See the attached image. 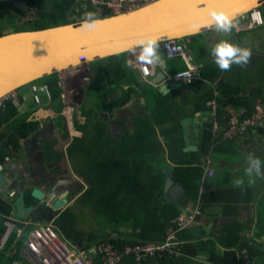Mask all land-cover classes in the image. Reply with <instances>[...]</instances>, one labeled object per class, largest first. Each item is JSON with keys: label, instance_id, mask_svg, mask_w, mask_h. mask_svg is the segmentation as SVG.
<instances>
[{"label": "trees", "instance_id": "trees-1", "mask_svg": "<svg viewBox=\"0 0 264 264\" xmlns=\"http://www.w3.org/2000/svg\"><path fill=\"white\" fill-rule=\"evenodd\" d=\"M37 3V18L31 21L33 26L31 30H44L82 21V19L70 18L75 5L73 0H38ZM3 8L4 6L0 4V11ZM259 11L264 17L262 7ZM109 16L113 15L104 10L98 18ZM8 17L13 23L15 16L9 13ZM4 34L2 24H0V36ZM204 34L206 32L181 40L187 44L195 61L204 64L200 72L201 77L190 86L194 89L196 112L209 110L211 107L208 103L214 99L218 103L216 121L220 129L217 134L214 133L215 120L213 117H209L203 123L198 152L184 151L179 107L174 103L171 95L153 91L152 86H146L139 80L137 75L130 70L129 52L100 59L90 64V69L95 70L97 67L102 74L89 88L88 103L87 106L84 105L87 108L86 111L81 109L82 105L80 106V116L83 121L80 122L75 118L69 125L73 131L83 133L84 137L74 139L68 149V154L71 157L78 155L87 161L81 171L92 186L80 196L78 201L82 205L81 209L87 208L95 218L97 217L101 232L83 231L77 223L78 213L68 208L54 222H44L51 223L58 235L86 251L101 242L112 243L120 249L127 245L141 243H163L167 232L176 227L177 218L183 214L182 208H190L198 200L201 202L202 213L206 212L209 206L220 204L224 206L223 213L226 217L240 216L237 209L240 203L239 195L246 196V206L248 205L249 198L252 197V188H239L233 184H227L221 172H217L215 178L219 181V185L212 191L201 193L204 175L203 160L211 149L210 144L221 140L220 133L225 127L237 118L241 121L249 118L254 113L256 104L264 103V76L259 75L257 81L253 84L250 82L246 89L227 82L222 85L216 84L215 79L219 78L221 70L214 63L211 48L198 43ZM180 60L182 59L167 60L172 74L187 69L183 60V66L176 67ZM261 72L264 74V68ZM100 78L106 81L109 89L98 81ZM60 82L59 74H53L32 85L39 83L49 86L52 101L54 104H60L61 116L59 118H62L61 94L63 89ZM133 85L144 89L143 96L151 101L152 121L150 123L140 122L133 134H126L119 143L112 147L105 137L104 121L99 118V114L102 112L111 114L114 110L126 106L133 95L142 97ZM124 86L129 87L124 90ZM206 87L209 90H206ZM147 91L150 93L145 96ZM215 93L218 94L215 95ZM90 96L97 98L93 106L88 107ZM21 103L23 102L9 101L0 110V129L6 132L4 144L0 148L1 165L5 164L6 159L12 153L21 150L23 140L38 130V123L29 121L31 113L37 114L46 107L37 109L34 105L28 113L21 114L19 111ZM50 106L58 111L53 103ZM241 109L244 111H240ZM165 125L168 127L161 129ZM90 126H94L95 133L88 138L85 137V133ZM259 130L264 133L262 128ZM234 142L221 144L217 148H220L221 152L231 153L235 148L237 149L236 146L233 147ZM166 167L168 170H165ZM170 170L175 175L176 182L185 188V197L181 207L175 203L163 204L158 198ZM235 202L236 207H234ZM232 210L235 211L231 212ZM10 217L11 206L3 207L0 212V236L5 231L4 222ZM240 221L241 219H238L236 222L216 227L217 229L215 231L213 229L211 234L200 237H196L190 230H185L178 235V240L184 243L181 247L183 254L181 258H149L142 264H190L202 254L207 257L209 264H242L245 261L244 249L247 251L246 264H252L255 260L264 262V205L260 208V215L255 226L253 220L246 219V225ZM15 224L16 228L10 241L0 251V264H12L13 259L10 256L14 250L17 251L16 258H18L23 246L19 235L21 233L23 236V230L31 229V226L23 223ZM123 264H136V262L133 257H126Z\"/></svg>", "mask_w": 264, "mask_h": 264}, {"label": "water", "instance_id": "water-1", "mask_svg": "<svg viewBox=\"0 0 264 264\" xmlns=\"http://www.w3.org/2000/svg\"><path fill=\"white\" fill-rule=\"evenodd\" d=\"M18 1L16 0L20 4ZM0 3L3 1L0 0ZM21 3L22 8L31 10L25 1ZM261 7H264V0H159L132 12L105 18L96 17L102 23L94 32L82 31L80 27L82 21H79L44 30H25L4 34L0 36V98L31 86L44 77L67 73L79 66L87 68L89 64L100 59L138 50L135 44L138 39L151 37L157 39L158 44H162L166 40H183L214 30L207 27L196 30V26L203 25L212 19V13H222L234 22L241 18L248 20L251 11H258ZM76 10L82 11L81 15L75 14ZM89 11L97 14V9L87 2L75 3L70 18L84 17V14ZM165 63L166 60H162L163 68ZM162 83L169 91L181 89L184 92L186 90L181 82L167 81V74L160 71L154 75L152 84L159 86ZM160 90L163 93L166 92L164 88ZM194 122L195 119L192 117H187L181 122L185 152L198 150L200 139L198 130L192 126ZM6 171L7 169L0 164V191L10 185L13 179L6 174ZM212 183L216 187L219 185V181L206 183L205 192L213 187ZM22 188L3 197L6 201L13 199L12 215L22 221L39 220L38 205H41V209L47 207L46 193L40 189L38 183ZM171 194H174L172 198L168 196ZM50 195L55 199L50 214L56 211L59 214L60 209L66 206V200L62 201L66 193L65 196L57 198L55 191L52 190ZM162 197L165 199L163 204L175 203L181 207L185 188L176 183L175 177L168 175L163 190L158 194L159 199ZM28 199H31L34 204L27 206ZM182 210L188 214V210L184 208ZM236 220V218H217L210 225H195L190 228V231L196 237L205 236L210 234L213 226L217 224L224 226Z\"/></svg>", "mask_w": 264, "mask_h": 264}, {"label": "crops", "instance_id": "crops-1", "mask_svg": "<svg viewBox=\"0 0 264 264\" xmlns=\"http://www.w3.org/2000/svg\"><path fill=\"white\" fill-rule=\"evenodd\" d=\"M1 5L4 4L0 3ZM4 6V5H3ZM264 10V7H263ZM11 15H13L11 12H9ZM82 11L80 10H76L75 14L77 15H81ZM22 19L19 20V22H21ZM22 24V23H21ZM235 30V34H240L242 33L240 36H237L236 39L239 43V46L242 48H246L245 43H243V38L244 36H246V44L248 46V49L251 50V59L249 61V63L243 67L238 66V65H233L231 67V70L229 71H221V75L219 76V78L215 79V83L222 85L224 82H227L228 84H232V85H236V86H240L242 89H246V70H254L256 69L257 65L260 64L261 62H257L256 59H260V58H264V25L257 27L255 29H248L247 28V20H245L244 18L238 19L236 21H234V27L232 29V31L230 33H218L215 30L212 31H208L206 32V34H204L203 36L200 37V41H203L206 46L210 47L211 50L214 47V45L216 43H218L220 41V39L224 38L226 35L233 33V31ZM254 31H260L263 32L262 33V37L261 38H257L256 34ZM14 31L11 32H7V33H12ZM5 32V34H7ZM229 42L232 43V40L228 39ZM159 51H160V55L162 57V60H166L165 63V69L161 66V63L159 65L156 66H148V69L151 70L152 75L145 79L143 77V73L141 72V68L144 67L145 65L141 64L138 60H137V56L139 55V49L135 50V51H131L128 53V63H129V67L130 70L135 73L137 75V77L139 78V80L146 84V86H152L154 89H152L153 91H158L160 93H162L163 95L168 94L172 96V99L174 100V103L179 107L180 109V122H182V120H184L187 117H192L193 119H195V122L192 124V126L194 127L195 130H198L199 133V139H200V133H201V128L203 123L210 118L213 117V113L212 110L213 108L217 109L218 107V103L217 101L214 99L211 102L208 103V105L211 107L209 110H203L204 112H196V105L194 102L195 99V94H194V89H191V87H185V91L182 92L181 89H177V90H171L169 91L168 88L164 87L165 84L162 83L159 86H154L152 84L153 82V77L156 73L163 71L165 72L167 75L168 74H172V72L170 71L169 67H168V61L169 59H167L165 57L164 51L162 50V47H159ZM182 60H180L178 62V65L176 66L177 68H180L182 65ZM258 63V64H257ZM88 68V69H87ZM86 67H84L85 72H84V76L82 77V83L85 84V86L87 85L88 88H90L91 85H93L97 80V73H96V69L92 71V69H90V64ZM76 71H78V69L72 70L70 72L67 73H63L60 74V78L63 81H66L65 78L68 77L69 75L74 74ZM68 79V78H67ZM96 80V81H95ZM101 84L106 88L109 89L110 87L107 85V83H102ZM253 84V82L251 83ZM82 85V84H81ZM84 86V85H82ZM82 86H78L77 90H81ZM129 86H124L123 89L127 90ZM133 87L138 91V93L143 96L144 89H140L137 86L133 85ZM30 88V87H29ZM164 88V90H166L165 93H163L160 89ZM84 90V89H83ZM206 90H209L208 87H206ZM31 91V90H30ZM120 92H118L119 94ZM150 93V91H147V93L145 94V96ZM31 96L30 98H28L25 94L24 97L26 98V102L21 103V106L19 108V111L21 114H26L29 112V110L37 107V109L39 108H44L45 109L42 112H37V114L35 113H31V118L29 119V121H36L38 123V130L36 132H34L30 137H28L27 139L23 140L21 143V150L17 153H12L8 159H6L5 164L3 165L7 171L6 174L8 176H11L13 178H17L16 173H21L23 175H25L27 177V179H29L30 175L32 177V175H34L32 172H30V170L28 169V166L31 162H34L35 160H40V157H42V154L39 151V149L36 147V144H39L40 140L38 139V136L36 134H38L40 131H46L47 129H49V133L50 134H54V137H51L53 139V144H56V146L58 147V149L63 148L64 152H67L70 144L72 143V139L70 141L65 140V137L67 135V133L70 132V134H72L73 137L75 138H82L84 137V134L79 133L77 131H73L70 126L68 125L67 127L64 128V126H62L60 124V119L59 117L61 116V112L60 110V104H57L51 100H48L47 97L44 94H40V105H37L36 103L33 102L32 98V92L30 93ZM183 94V95H181ZM218 93H215V95H217ZM72 101L76 102V98L75 97H71L69 96ZM138 95H133L131 98V101L129 102V104H127L124 107H121L119 109H116L113 111L112 114H108V113H104V122H103V127L105 129V137L108 140L109 143L112 144H117L119 143L122 138L124 136H126V134H133L135 132L136 127L138 126V124L142 121H148L149 123L152 121V103L149 100V98L144 97L142 98ZM97 98V97H95ZM113 98V96L111 97V99ZM42 103H44V106H42ZM51 103H53V105L55 107L58 108V111L56 108H52L50 105ZM77 106H81V102H76ZM230 109V108H229ZM240 111H244V109H241ZM102 116V114H101ZM239 119V118H237ZM63 124V123H62ZM182 125V124H181ZM231 125V123L227 126L226 130L228 129V127ZM168 126H162L161 129H165ZM170 127V126H169ZM181 128L183 129V126H181ZM225 129V128H224ZM264 130V128H262ZM38 132V133H37ZM66 132V134H65ZM218 132V131H217ZM217 132L215 134H217ZM223 133V131H222ZM222 133H220V137L222 136ZM87 134V132L85 133ZM91 134V133H89ZM6 137V132L3 129H0V148H2L3 144H4V139ZM239 138L236 139V141L233 144V147H237L238 149V153L237 155L241 156V159H246L248 157L249 154H259L260 152H258L257 150L260 149V151L264 152V133H262L260 130H255V131H251L248 132L246 134L240 135L238 136ZM183 139H184V131H183ZM184 147H185V141H184ZM198 150L197 151H193V152H198L200 150V143L197 146ZM51 154H54L56 156L55 150H51L48 151ZM188 153H192V152H188ZM260 155V154H259ZM262 155H264V153H262ZM256 156V155H255ZM258 157V156H256ZM227 161H230V159H226ZM224 162L223 163V167L225 169H229L228 174H234L239 176V172L238 169L233 170L229 164H236L233 160V162ZM29 171V172H28ZM172 173L170 172V175ZM236 176V177H237ZM35 181L34 182H38V180L35 179V177H32ZM258 178V177H256ZM255 178V179H256ZM19 180H21L22 178H17ZM213 180H211V182L213 181H217L215 178H212ZM24 180V179H23ZM40 183V182H38ZM208 183V182H207ZM248 183V182H247ZM209 184V183H208ZM213 187L209 190L212 191L216 186L214 183ZM42 188H44V184L40 183L39 184ZM205 185H202V187H204ZM247 187H251L252 188V197H250V201L248 203V205L246 206V196L244 195H239V201L240 203L237 206V209L239 210L240 216L235 217L238 221V219H241V223H243L244 225H246V219L247 220H253V224L255 226V224L258 221V216L260 215V208H259V204L262 203L263 201V205H264V176L263 179L259 180V186L255 187L253 185L251 186H247ZM244 188H246V185H244ZM166 204V203H165ZM168 204V203H167ZM216 206H214L215 208L213 209V211L211 212L208 209V215H205V213H207V209L206 212L202 213V217L199 219L198 218V223L197 225H210L213 223L214 219L216 218H228L226 216H224L223 213V207L220 204H215ZM196 205H194V207H190L187 208L186 210L191 211L193 210V208L195 209ZM233 207V206H232ZM234 207H236V202L234 203ZM236 210V209H235ZM235 210H232L231 212H234ZM183 211V210H182ZM184 213V212H183ZM229 218H233V217H229ZM235 221V222H236ZM44 223V222H43ZM253 227V226H252ZM214 229V227L211 228V232ZM190 230V229H188ZM215 231V229H214ZM253 231H254V227H253ZM209 235V234H208ZM194 242H198L197 240H194ZM192 243V242H191ZM193 262V261H192ZM259 264V263H258ZM264 264V263H263Z\"/></svg>", "mask_w": 264, "mask_h": 264}, {"label": "built area", "instance_id": "built-area-1", "mask_svg": "<svg viewBox=\"0 0 264 264\" xmlns=\"http://www.w3.org/2000/svg\"><path fill=\"white\" fill-rule=\"evenodd\" d=\"M74 3L87 2L101 11L107 10L113 16L128 13L137 10L146 5L155 3L159 0H73ZM264 25V17L261 11H251L247 20V28L255 29ZM167 59H182L187 69L181 72L167 75V81H178L183 85H191L196 79L200 78V72L204 68L203 63H197L188 46L180 40H166L162 44ZM143 77L149 78L152 74L147 66L141 68ZM179 74H182L180 76ZM63 88L61 94L62 115L71 114V100L66 90L65 81L60 82ZM30 90L33 95V102L40 105V94H44L48 100H52V94L47 84L31 85ZM9 101L25 102L26 98L19 91L9 93L0 98V110H2ZM214 122V132L220 129L219 123L216 121V109L212 110ZM65 117V116H64ZM264 127V103L258 102L255 106L254 113L241 121L235 119L231 122L228 129L224 130L222 137L235 138L238 134L247 132L249 129L258 130ZM205 174L202 177V183L207 178L215 177L216 171L211 164L210 157L207 155L204 159ZM202 216L200 204L197 203L195 209L189 211L188 214L183 213L177 218L176 227L171 228L167 232V237L163 243H141L135 245H127L123 249L115 247L112 243L101 242L94 245L90 250H83L79 245L73 244L64 237L58 235L54 226L50 223L41 221L25 224L31 226L29 236L22 246V254L30 264H123L126 257H133L136 264H142L149 258L164 257H182L181 247L184 244L178 240V235L197 225L198 218ZM5 231L0 236V251H2L8 242L12 233L15 231L16 224L10 217L4 222ZM17 251L11 254L12 264H23L17 258Z\"/></svg>", "mask_w": 264, "mask_h": 264}, {"label": "flooded vegetation", "instance_id": "flooded-vegetation-1", "mask_svg": "<svg viewBox=\"0 0 264 264\" xmlns=\"http://www.w3.org/2000/svg\"><path fill=\"white\" fill-rule=\"evenodd\" d=\"M2 1L4 2V4H3L4 8L2 10V13H3L4 17L7 16L8 23H10V20L8 17L9 12H11L15 16V19L13 20L14 23H17V21H19L20 19H22V20L24 19L22 24H25V23L31 24V21H33L35 18H37V11H38V3L37 2H38V0H19L18 1L20 4H22L21 3L22 1H25L28 4V6L30 7V9H31L30 11L26 10L25 8H22V5L18 4L16 2V0H10V1L9 0H2ZM15 5H17V6L15 7ZM0 14H1V11H0ZM20 14L22 15L21 17L19 16ZM73 18L83 19V17H76V16H74ZM31 27H33L32 24H31ZM22 31H25V30H22ZM78 112H79V114H81V111L79 109H78ZM101 114H102V116H101ZM101 114H99V118L102 121H104V117H105L104 112H102ZM59 119H60V124L63 126L65 125L64 128L68 126V121L64 116L62 118H59ZM48 130L49 129H47L46 131H43V132L42 131H40L39 133L37 132L38 134H36V135L38 136V139L40 140V142H39V144H36V147L39 149V151H42V152H40L42 154V157H40V160L34 159V162H31L28 166V169H27V170H30V172H32L34 174V175H32V177H35V179L38 180V182L43 183L45 185L44 188H42L39 185L40 183L34 182L35 180L30 175H28L29 179H27V177L25 175H23L21 173H16V174H18V175H16V177L22 178V179L19 180L17 178H13L10 182V185H8L2 191H0V212H1V209L3 207L11 206V218L14 220L15 223H23V224H29L30 223L31 224V223L37 222V221L54 222L58 216H60L68 208L71 209L74 204L77 206L76 207L77 210L80 211V209L82 208V205L79 203L78 200H79L80 196L86 190H88L89 187L92 186L91 182H89L84 177L81 169H78L79 167L76 166L75 159H73V157H71L68 154V150H67V152H64L63 148L58 149L56 144H53V139L51 137H54L55 135L50 134ZM86 132H87V134H85V137L87 136L88 138H91L90 136H92L95 133L94 126L88 127ZM89 133H91V134H89ZM65 134H66V132H65ZM71 139H72V142H74L75 137H73L72 134H70V132H69V133H67L65 140L70 141ZM51 150H55L56 156L54 154H51L48 152ZM257 151L260 152L259 153L260 155L259 154H255V155L258 157H262V159H264V155H262V153H264V152L260 151V149ZM65 158H66V160H65ZM55 160H57L58 162ZM241 160H243V159H241ZM245 161H247V158L245 159ZM85 162H87V161H85ZM203 167H204V174H205L204 160H203ZM166 168H168V167H166ZM166 168H165V170H166ZM214 170L216 171V174H215V177H213V178H216L217 170H216L215 166H214ZM262 171H264V170H262ZM170 172L172 173V171L170 170L168 172V175L170 177H175V175H173V173L170 175ZM230 176L232 177V178H230L232 182L234 180H236L237 178H241L240 175L237 176V175L231 174V172H230ZM263 176L264 175H261L260 177L256 178L255 183H253V186H255V187L259 186V180L263 179ZM165 180H166V178H165ZM175 181H176V177H175ZM34 183H38V186L40 187V189H42L46 193V201L44 199L43 200L47 203V207H43V209H41L40 208L41 205L40 204L38 205L39 213L37 216L39 217V220H31V219H28L25 221L19 220L12 215L11 203H12L13 199L6 201V199H4L3 197L5 194H12L11 192H14V191L17 192L18 188H20V190L23 189L22 188L23 186L25 188H26V186H33ZM206 183H207V179L205 180V183H202V185H205ZM164 184H165V182H164ZM163 188H164V186H163ZM52 190L55 191L57 198H61L62 196H65V193H66V196L62 201L66 200L67 203H66L65 207L60 209L59 214H57V211L50 214L52 205L55 202V199L52 198V196L50 195ZM203 192H205L204 187L201 186V193H203ZM168 196H170V198H172L174 196V194H171ZM28 200H29V202H28L27 206L34 204V203H32L31 199H28ZM160 200L162 202H164L165 199L162 197ZM198 202L201 206L200 200H198ZM84 209H86V208H84ZM200 210H201V208H200ZM52 216H53V219H52ZM233 218H235V217H233ZM220 219H229V217L228 218H220ZM213 227H214V229H217L216 227H222V226L217 224L216 226H213ZM212 236H215V235H212ZM246 253H247V251H246V249H244L245 261H243L242 264H246V257H247ZM200 256L205 258V260L207 262V259H206L207 257L204 254H202ZM200 256H198V257H200ZM258 263L263 264L264 262L259 261V260H255L252 264H258Z\"/></svg>", "mask_w": 264, "mask_h": 264}, {"label": "rangeland", "instance_id": "rangeland-1", "mask_svg": "<svg viewBox=\"0 0 264 264\" xmlns=\"http://www.w3.org/2000/svg\"><path fill=\"white\" fill-rule=\"evenodd\" d=\"M96 9H97V14H95V16L96 17H99L101 15V12L102 11L99 10L98 8H96ZM23 21H24V19L21 22L17 21V23H14V22L13 23L12 22L8 23L7 16L4 17L3 16V13L1 11V14H0V24H2L4 33L5 32L6 33L7 32H11V31H14L15 32L17 30L18 31H22V30H31V29H33L31 27V24H27V23L21 24V23H23ZM254 32L257 33L256 34V37L257 38H261L262 37V33L263 32H261V33H260V31H254ZM236 37H237V34H235V30H234L233 33H231V35L230 34L226 35L224 38L220 39V41L221 40H228V39H230V40H232V43L233 44H236V45L239 46V43H238ZM242 41H243V43H245L246 48L248 49V46L246 44V36H244V38H243ZM198 43L203 44V45H206L203 41H200V39L198 40ZM184 44H186V43H184ZM256 61L258 63L261 62V61L262 62L260 64L257 63L258 65H257L256 69H254V70H249V69L246 70V86L250 82L257 81V77H259V75L261 77L264 76V74L261 72V69L264 68V58H260L259 60L256 59ZM75 69H78V71H76L74 74L69 75L68 77L65 78V80H66L65 81L66 90L68 92V96L75 97L76 100H77L76 102H78V101L81 102V105H82L81 109L83 111H86L87 108H85L84 105L87 106V103H88L89 88L87 87V85L85 86V84L82 83V77H85L84 76L85 69H84V66H79L78 68H75ZM95 69H97V67ZM92 71H93V69H92ZM96 73H97V77H99L102 74V73H100V69H97L96 70ZM98 81L99 82H102L104 84L106 83V81L103 78H100ZM81 84L84 85V86H82ZM35 85L40 86L41 84H39V83L37 84L36 83ZM78 86H80V87L82 86L81 90L80 89L77 90L78 89L77 88ZM185 86H187L189 88L191 85H185ZM29 87L30 86H26V87L22 88L21 90H19V93L22 96H24V94H25L28 98H30L31 91H30V88ZM95 95L97 96L98 94L95 93ZM96 96H90L91 98H90L88 107L93 106ZM76 102L72 101V103H71L72 109H73L72 116H71L70 113L67 114V115H64L65 118L68 121V125L75 118L78 121H80V122L83 121V118L80 116V114L78 112V109L80 110V107L77 106ZM42 106H44V103H42ZM108 114H110V113H108ZM234 141H236L235 138L223 137L219 142L211 143L210 144V148L211 149H210V151L208 153V156L210 157V160H211V164L213 166H215L217 172H219V173L221 172V174L223 176H225V179L224 180L227 182V184H233V182L230 179L232 177L230 176V174H228L229 169L228 168L225 169L223 167V163H222V161L226 162L227 161L226 159H230V161H227V162H231L233 160L236 164L235 165L229 164L230 167L233 170L238 169V172H239L240 177L244 179L243 186H241L239 188H244V185H246V187L247 186H251V185H253V183L252 184L247 183L248 182V178L244 175V170L247 167V161H245V159L241 160V156L237 155V153H238L237 152V149L235 148V150L233 152H231V153H224V152H221L220 151V148H217V146H219L221 144H226V143H230V142L233 143ZM110 144H111L112 147L114 146V144H112V143H110ZM258 158H260L262 161H264V159H262V157H258ZM73 159H75V164H76L77 167H79L78 169H81L82 170V168L85 165V160L82 159L78 155L73 156ZM55 161H57V160H55ZM167 176H168V174L166 175V178H167ZM211 180H213V179L212 178H207V182L209 184L211 183ZM197 203H198V201L194 205H197ZM194 205H192L191 207H194ZM214 206H216V205H211V206L208 207L211 212L215 208ZM76 207L77 206L74 204L71 209L76 210L77 213H78V221H77V223H78L79 227L81 229H83V231H85V232L95 231V232H99L100 233L101 232L100 231L101 230V228H100L101 226H99V224L97 223V221H98L97 217L94 218L95 217L94 214H92L90 212V210H88L87 208L86 209H80V211H78ZM261 207H263V201H262L261 204H259V208H261ZM208 213L209 212H208V209H207V213H205V215H208ZM98 217H100V216H98ZM201 217H199V219ZM29 232H30V228L29 229H25V230L22 231L23 236L21 235V233L19 235V240L23 243V245H24L25 241L27 240V237L29 236ZM17 259L20 262H22L23 264H30L25 259V257L23 256L22 252L18 255V258ZM190 264H209V263L206 262L205 258H203V257L200 256V257H197L196 259H194L193 262H191Z\"/></svg>", "mask_w": 264, "mask_h": 264}, {"label": "clouds", "instance_id": "clouds-1", "mask_svg": "<svg viewBox=\"0 0 264 264\" xmlns=\"http://www.w3.org/2000/svg\"><path fill=\"white\" fill-rule=\"evenodd\" d=\"M101 23L102 21L96 18L95 13L89 11L84 14L80 27L82 31L94 32L99 28ZM200 27L214 28V30L218 33H230L234 27V22L231 18L222 13H212V19L205 22L203 25L196 26V30H199ZM135 44L139 49L137 60L141 64L145 66H156L162 62L157 39H153L151 37L142 38L136 40ZM251 55L252 53L250 49L242 48L229 42L228 40L219 41L211 50V56L213 57L214 63L221 71H229L233 65H238L241 67L247 65L251 59ZM179 75L182 76V74ZM70 100L72 103L71 98ZM226 128L227 127H225V129ZM225 129H223V133ZM249 130L247 132L238 134L235 139H238V136L240 135L248 133ZM222 138L223 137L221 136V139ZM262 170H264V161L256 157L255 154H249L247 157V167L244 170V175L248 178V183H255L256 177L264 175V171ZM233 184L235 187H241L244 184V179L237 178L233 181Z\"/></svg>", "mask_w": 264, "mask_h": 264}, {"label": "bare ground", "instance_id": "bare-ground-1", "mask_svg": "<svg viewBox=\"0 0 264 264\" xmlns=\"http://www.w3.org/2000/svg\"><path fill=\"white\" fill-rule=\"evenodd\" d=\"M142 8V7H141ZM140 9V8H139ZM138 10V9H137ZM135 11V10H134ZM132 12V11H131Z\"/></svg>", "mask_w": 264, "mask_h": 264}]
</instances>
